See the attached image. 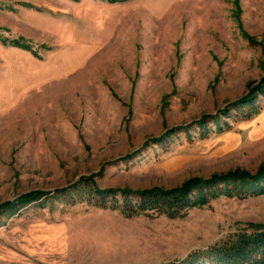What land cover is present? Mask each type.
<instances>
[{
    "label": "rangeland",
    "instance_id": "374dc122",
    "mask_svg": "<svg viewBox=\"0 0 264 264\" xmlns=\"http://www.w3.org/2000/svg\"><path fill=\"white\" fill-rule=\"evenodd\" d=\"M19 38L30 49L2 40ZM56 50L80 58L48 79ZM263 77L264 0H0V95L12 93L0 100V207H16L0 216V264L180 262L264 224V195H221L177 218L45 203L84 176L141 190L256 174L264 95L251 88ZM252 95L257 110L236 117Z\"/></svg>",
    "mask_w": 264,
    "mask_h": 264
},
{
    "label": "trees",
    "instance_id": "16d2710c",
    "mask_svg": "<svg viewBox=\"0 0 264 264\" xmlns=\"http://www.w3.org/2000/svg\"><path fill=\"white\" fill-rule=\"evenodd\" d=\"M12 44L30 49V46L21 40H14ZM258 90L264 95V77L260 83L251 88L252 93ZM257 97L258 95H252L237 102L236 117L252 116L253 111L257 110L254 108ZM231 111L227 109L225 114L229 116ZM216 118L217 116L212 117L219 129L222 126H219L220 120ZM206 120L198 121L201 125L200 130L205 133L210 130ZM179 129L180 127L170 128L165 136L154 141L163 145L172 140ZM49 194L45 203L54 199L74 203L76 199L86 198L96 206L120 209L129 216L157 214L177 218L184 216L189 209L203 206L210 199L221 195L240 198L264 195V164L256 174L245 169H237L208 179L194 177L176 188L100 189L92 177L84 176L68 187L57 189L53 195ZM44 196L42 192H35L29 197L25 196L26 198L24 197L21 202L33 203ZM13 209H16L13 203L1 206L0 216L5 211ZM164 264H264V224H251L250 230L243 229L206 249L194 251L183 261Z\"/></svg>",
    "mask_w": 264,
    "mask_h": 264
},
{
    "label": "crops",
    "instance_id": "0c3cea01",
    "mask_svg": "<svg viewBox=\"0 0 264 264\" xmlns=\"http://www.w3.org/2000/svg\"><path fill=\"white\" fill-rule=\"evenodd\" d=\"M2 40H3V44L14 45V44H12V42H7L6 39H2ZM19 40L24 41V43H27L30 46V44L24 38H19ZM14 46H17V45H14ZM20 48L27 49L24 47H20ZM54 56H55L54 57L55 60L51 61V63H49L50 64L49 74H51L49 76L51 78H48V79H52V78L54 79L56 77L55 75H57V74L62 75L64 73V68L69 67L74 63V58L77 60H79V58H80L79 53H77V54H71L70 53V54L64 55L63 51L61 52L60 50H56L54 53ZM66 58H68L69 60L65 61ZM11 94L12 93H9V94L5 95V97L0 95V100L3 102L9 101L11 99V96H12Z\"/></svg>",
    "mask_w": 264,
    "mask_h": 264
}]
</instances>
